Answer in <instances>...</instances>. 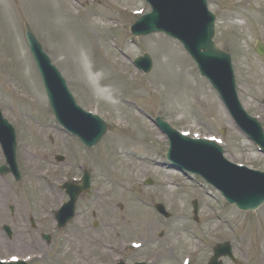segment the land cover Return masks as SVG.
Returning a JSON list of instances; mask_svg holds the SVG:
<instances>
[{
	"label": "rangeland",
	"instance_id": "1",
	"mask_svg": "<svg viewBox=\"0 0 264 264\" xmlns=\"http://www.w3.org/2000/svg\"><path fill=\"white\" fill-rule=\"evenodd\" d=\"M7 1L9 9L0 11V110L16 130L22 179L17 183L11 175H0V259L28 264H206L215 245L229 242L238 264H264V205L242 213L201 178L170 169L168 140L152 122L157 116L191 138L214 137L236 164L264 171V155L232 126L180 43L164 35H131V25L151 12L145 0H65L61 7L67 15L53 0H34L33 13L22 0ZM208 2L217 18L215 41L232 56L240 101L264 129V59L254 52L258 40L264 43V0ZM0 7L4 9V0ZM25 23L78 104L108 123L107 135L94 149H85L54 120L28 53ZM87 49L93 51L95 66L105 67L96 68L101 79L93 85L74 78L64 60L72 65ZM144 54L154 61L148 76L133 65ZM108 84L114 86L105 89ZM103 89L114 107L99 95ZM57 155H64L65 162L57 163ZM34 163L38 171L32 170ZM85 170L92 176L91 194L78 203L75 220L59 231L53 215L68 200L60 185ZM39 172L47 180H38ZM148 179L152 186L145 185ZM194 200L200 206L199 223L193 221ZM157 203L166 206L170 219L156 213ZM3 225L12 229L11 239ZM44 234L51 235V243L42 239ZM87 241L93 246L87 248ZM224 264L235 263L224 259Z\"/></svg>",
	"mask_w": 264,
	"mask_h": 264
},
{
	"label": "water",
	"instance_id": "2",
	"mask_svg": "<svg viewBox=\"0 0 264 264\" xmlns=\"http://www.w3.org/2000/svg\"><path fill=\"white\" fill-rule=\"evenodd\" d=\"M148 1L153 7V13L138 21L132 28V33L135 36H140L157 31L166 32L170 37L180 40L197 63L201 73L207 76L220 94L229 97L234 91V76L230 58L212 42L215 35V17L209 13L206 0ZM26 30L30 51L40 72L50 106L57 121L67 131L78 137L88 148H93L105 135L106 124L100 118L84 113L76 105L65 80L53 67L28 26H26ZM257 51L264 54V47L259 45ZM137 65L149 72L152 68V61L146 56L139 59ZM156 123L170 136L171 146L167 156L178 170L203 176L212 185L218 187L230 202L237 203L241 210H255L264 203V174L251 173L225 161L222 158V149L214 143L194 142L187 138H181L160 118L156 119ZM254 136L262 142L264 147L263 131L260 128L259 130L255 129ZM0 140L6 147L5 150L10 157H7L8 161L13 167L17 180H19L20 174L15 161V134L12 127L4 120L0 121ZM59 160L61 161L63 158H59ZM1 172L4 174L6 169L2 168ZM234 178L242 181H237ZM89 187V177L85 176L82 186H73L72 191L71 189L68 190L71 195L69 204L71 212L79 194ZM67 188H69L68 185ZM194 207L195 212H197L196 202ZM157 209L165 214L162 206H157ZM64 219H68L67 213L61 218V220ZM5 229L10 235L9 228L6 227ZM226 256L233 259L230 246L228 244L217 246L215 257L209 264H222L218 260Z\"/></svg>",
	"mask_w": 264,
	"mask_h": 264
},
{
	"label": "bare ground",
	"instance_id": "3",
	"mask_svg": "<svg viewBox=\"0 0 264 264\" xmlns=\"http://www.w3.org/2000/svg\"><path fill=\"white\" fill-rule=\"evenodd\" d=\"M5 1V7L4 9L0 7V11H4L6 12V8L9 9V2L7 0H4ZM65 0H53L52 3L55 4L58 9L60 10H63V8L61 7L62 6V2H64ZM22 2L27 6V8L32 11H35V8L36 6L34 4V0H22ZM63 13L66 15L69 14L67 13L65 10H63ZM8 16H10V14H8ZM97 17V16H95ZM90 18V15H88V19ZM83 56V57H82ZM82 56L81 57H77L75 60H74V63L71 65V60L69 59H64L66 64L67 65H70L71 68H69V71L70 73L74 76V78H78L79 80H83V81H86L90 84L93 85L94 83V80L98 79L100 80L101 78H99V76L95 75V74H98L99 73V70H97L96 68H99V66H95V61H94V55H93V52L90 50V49H87L85 51H83L82 53ZM82 59H84L82 61ZM85 61V65L83 64V62ZM77 72V73H76ZM114 86V85H112ZM109 89L110 90V87L109 86H105V89ZM103 89V91H100L99 92V95L102 97V99L104 100V102L108 105H111V107H114V103L110 102L109 99L107 100V97L109 96V91L108 90H105ZM98 94V92H96ZM121 144V142L119 141L117 143V146H119ZM39 165H37L36 163L32 164V170H36L37 171L39 170ZM35 177L38 179V180H42L44 178V174L39 172V173H36L35 174ZM45 179V178H44ZM0 193H2V191L0 190ZM82 239H87L88 237H84V236H81ZM80 238V237H79ZM86 241V240H84ZM88 242V241H87ZM84 246V244H83ZM89 246H93L91 243H87L86 244V247L88 248Z\"/></svg>",
	"mask_w": 264,
	"mask_h": 264
}]
</instances>
